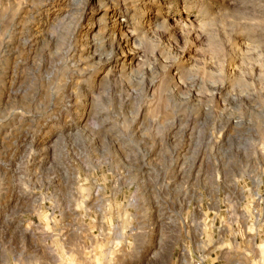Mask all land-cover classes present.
Wrapping results in <instances>:
<instances>
[{
  "label": "clouds",
  "instance_id": "obj_1",
  "mask_svg": "<svg viewBox=\"0 0 264 264\" xmlns=\"http://www.w3.org/2000/svg\"><path fill=\"white\" fill-rule=\"evenodd\" d=\"M0 264H264V0H0Z\"/></svg>",
  "mask_w": 264,
  "mask_h": 264
}]
</instances>
